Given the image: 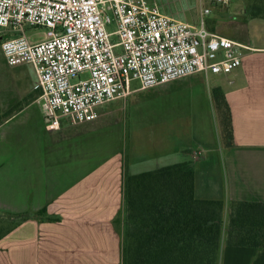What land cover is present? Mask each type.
Segmentation results:
<instances>
[{
    "label": "crops",
    "instance_id": "crops-1",
    "mask_svg": "<svg viewBox=\"0 0 264 264\" xmlns=\"http://www.w3.org/2000/svg\"><path fill=\"white\" fill-rule=\"evenodd\" d=\"M248 3L230 0L238 18L210 27L246 47L214 87L203 73L138 86L119 98L121 115L100 110L94 120L46 117L34 67L8 64L0 47V215L27 216L0 239V264H122L124 168L139 174L130 166L168 155L155 168L193 164L198 199L264 202V17L249 16ZM214 88L231 112L224 151ZM219 264H264V248L223 245Z\"/></svg>",
    "mask_w": 264,
    "mask_h": 264
},
{
    "label": "built area",
    "instance_id": "built-area-1",
    "mask_svg": "<svg viewBox=\"0 0 264 264\" xmlns=\"http://www.w3.org/2000/svg\"><path fill=\"white\" fill-rule=\"evenodd\" d=\"M209 13L201 8L195 26L147 0H0V47L8 64L34 67L46 117L94 120L97 107L130 95L133 81L149 89L239 67L246 47L208 29ZM112 22L114 44L106 29ZM26 26L44 28V39L31 40Z\"/></svg>",
    "mask_w": 264,
    "mask_h": 264
},
{
    "label": "trees",
    "instance_id": "trees-1",
    "mask_svg": "<svg viewBox=\"0 0 264 264\" xmlns=\"http://www.w3.org/2000/svg\"><path fill=\"white\" fill-rule=\"evenodd\" d=\"M247 11L264 17V0H249ZM211 93L224 151L233 144L231 112L219 88ZM194 170L190 162L124 168L122 264H219L223 245L264 248V202L198 199ZM13 216L7 227L0 217V239L27 217Z\"/></svg>",
    "mask_w": 264,
    "mask_h": 264
},
{
    "label": "rangeland",
    "instance_id": "rangeland-1",
    "mask_svg": "<svg viewBox=\"0 0 264 264\" xmlns=\"http://www.w3.org/2000/svg\"><path fill=\"white\" fill-rule=\"evenodd\" d=\"M151 4H155L159 10L169 16H172L176 19L186 21L192 25L199 26L200 25V9L201 8H209L210 13L205 16L204 22L205 26L210 29L212 25L214 24L215 21L218 19H221L222 16L225 17L226 21L232 22L231 20H236L238 16L234 14L236 12L235 5H230L229 8H226L224 5L212 3L208 0H147ZM231 24V23H230ZM107 32L111 33L110 36V42L111 43H117L120 41L119 36L115 34L116 31V26L112 22L111 24H108L106 26ZM25 34L33 41H39L44 39L45 32L46 30L44 28H32L29 26H26L24 28ZM11 32L7 31V34L9 35ZM115 53H120L121 52V47H116L113 49ZM87 74L83 75L82 77H86ZM198 74L192 75L190 78H195L198 77ZM219 76H215L214 74H209L207 78H204L203 80V85L206 90H210L212 87L218 83ZM139 86L137 81L131 82V88H137ZM203 88V87H201ZM128 108V103L124 99H116L110 102H107L103 105H100L97 107V111L99 112L100 110H106L109 111L110 109H114L117 114H122L125 109ZM199 153L196 152L194 155H198ZM167 161H150L147 163L143 164H137L130 166L129 171L130 172H142V171H147V170H153L156 169L155 167L161 163H171L173 160V156L168 155L167 156ZM195 160V159H194ZM159 168V167H157ZM4 221H8V217L6 218V215L0 216ZM8 222H4V225L7 227L9 225Z\"/></svg>",
    "mask_w": 264,
    "mask_h": 264
}]
</instances>
